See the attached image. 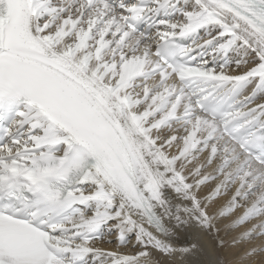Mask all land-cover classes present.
Masks as SVG:
<instances>
[{"label": "snow or ice", "instance_id": "6c2138e0", "mask_svg": "<svg viewBox=\"0 0 264 264\" xmlns=\"http://www.w3.org/2000/svg\"><path fill=\"white\" fill-rule=\"evenodd\" d=\"M0 264H264V0H0Z\"/></svg>", "mask_w": 264, "mask_h": 264}, {"label": "rangeland", "instance_id": "374dc122", "mask_svg": "<svg viewBox=\"0 0 264 264\" xmlns=\"http://www.w3.org/2000/svg\"><path fill=\"white\" fill-rule=\"evenodd\" d=\"M242 209L241 210H239L236 214H235V216L233 217V218H236L237 216H239V215H241L242 214ZM252 225L251 224H249V225H247L246 226V228H250ZM246 228H241L239 231L240 232H243V231H245L246 230ZM243 247V246H242Z\"/></svg>", "mask_w": 264, "mask_h": 264}, {"label": "bare ground", "instance_id": "6f19581e", "mask_svg": "<svg viewBox=\"0 0 264 264\" xmlns=\"http://www.w3.org/2000/svg\"><path fill=\"white\" fill-rule=\"evenodd\" d=\"M240 216V215H239ZM238 217V216H237ZM233 219H235V218H233Z\"/></svg>", "mask_w": 264, "mask_h": 264}]
</instances>
